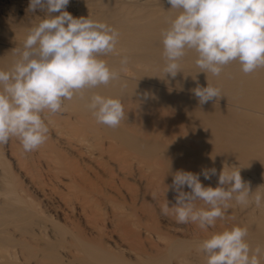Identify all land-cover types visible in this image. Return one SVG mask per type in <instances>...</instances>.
<instances>
[{
    "label": "bare ground",
    "instance_id": "6f19581e",
    "mask_svg": "<svg viewBox=\"0 0 264 264\" xmlns=\"http://www.w3.org/2000/svg\"><path fill=\"white\" fill-rule=\"evenodd\" d=\"M0 1V70L7 71L18 59L13 49H23L29 30L46 14L23 9V0ZM64 10L118 30L115 52L100 58L120 79L84 89L63 102L62 112L43 114L63 148L49 135L30 152L15 137L4 149L0 146V264H206L200 243L233 226L247 228L253 249L263 246L264 200L261 207L253 202L241 215L233 198L209 230L186 223L190 236L181 226L172 234L163 231L149 220L142 202L148 196L160 215L175 224L174 209L165 215L162 207L176 203L172 184L177 171L200 174L205 187L220 186L224 167L228 172L240 167L264 171V132L258 131L264 127V67L255 70L256 87L245 80L238 61L230 62L237 65L229 70L223 67L217 79L206 75L201 83L193 81L197 77L169 81L158 74L146 80L140 70L132 77L131 65H165L161 32L178 14L167 0H70ZM124 56L126 65L121 64ZM196 59L189 50L179 63L196 64ZM238 76L241 80L234 85L231 77ZM165 83L184 90H171ZM207 84L217 87L220 97L200 104L192 89ZM93 94L122 102L125 115L119 126L96 121L87 107ZM212 168L217 174L205 179L202 170ZM128 177L138 181L140 193L130 187ZM242 178L249 183L247 176ZM258 189L250 183L252 198ZM182 190L191 191L186 185ZM194 204L208 207L202 200Z\"/></svg>",
    "mask_w": 264,
    "mask_h": 264
},
{
    "label": "clouds",
    "instance_id": "9594fccd",
    "mask_svg": "<svg viewBox=\"0 0 264 264\" xmlns=\"http://www.w3.org/2000/svg\"><path fill=\"white\" fill-rule=\"evenodd\" d=\"M70 0H29L28 11H43L46 16L32 27L23 49L13 51L18 59L12 67L0 70V144L10 138L19 140L26 152L38 149L48 138L44 113L63 111V102L72 100L84 89L108 85L119 80L101 55L113 53L119 32L104 22L87 17H73L64 10ZM178 14L162 30L166 75L180 73L179 61L192 50L196 65L203 73L219 75L224 66L238 61L241 70L250 74L264 67V0H167ZM53 13H59L53 15ZM128 57L121 59L126 65ZM200 104L220 97L219 89L207 84L192 89ZM146 98V97H145ZM96 121L108 127L119 126L124 118L122 102L93 94L87 105ZM205 179L217 174L215 168L202 170ZM200 174L179 170L172 188L177 193L174 206L166 202L163 214L174 209L178 223H197L201 229L215 225L235 198L246 205L253 191L243 180L240 169L219 173L215 188L202 185ZM187 186L190 192L183 191ZM227 186V188H225ZM208 206L197 209L194 201ZM264 195L257 193L254 203L261 207ZM247 228L233 226L203 240L198 251L206 264H260L264 249H253L247 242Z\"/></svg>",
    "mask_w": 264,
    "mask_h": 264
},
{
    "label": "rangeland",
    "instance_id": "374dc122",
    "mask_svg": "<svg viewBox=\"0 0 264 264\" xmlns=\"http://www.w3.org/2000/svg\"><path fill=\"white\" fill-rule=\"evenodd\" d=\"M10 1L11 0H2V3H4V4H10ZM1 2V1H0ZM7 2V3H6ZM9 2V3H8ZM26 0H23L22 1V4L24 5L22 8L24 9V8H26V9H28V5H29V3L27 2ZM26 5V6H25ZM135 65H136V69H135ZM194 65V66H193ZM232 65H237V64H228V65H226V67H228L227 69L229 70V68L232 66ZM114 66L116 67V64H114ZM113 65H112V67H114ZM145 66H147L148 68H146ZM159 66H161L160 64H150V66L149 65H147V64H134V66H129V68H132V70L131 69H129L128 68V75L129 74H131V71H132V74H131V76L133 77L134 75L133 74H135L136 72H134V71H141V72H143L144 73V75H146V77L145 76H142V78L144 77V79H151L152 77H151V75H161V77L163 78V79H166V80H169V81H173V80H175V81H179V80H182V79H184V80H186V81H192L193 79V77H197V79L195 78L193 81H200L199 83H201V82H203L202 80L203 79H205L206 78V75H207V77H209V78H216L217 79V77H219L220 76V74L219 75H213L212 73H210V72H208V73H206V74H202L201 73V69L199 68V67H196L197 65L196 64H183V66H182V64H180V73H178L174 78L173 77H171L170 75H166L165 76V73H164V71H163V66H165L164 64H163V68L161 67V68H157V67H159ZM225 67V66H224ZM143 68H144V70H143ZM146 68V69H145ZM183 69V70H182ZM113 70H115L114 68H113ZM131 70V71H130ZM223 70H224V68H223ZM134 72V73H133ZM197 72H200V74H198ZM221 72H223V71H221ZM257 73H255V71L254 72H252V73H250V74H245V73H243V76H244V78H246L245 80H247V78H248V81H250L252 84V86H254V87H256V85H255V83H257V81L256 80H259V75L257 74ZM141 75H143V74H141ZM256 75V76H255ZM135 76H137V74H135ZM192 76V77H191ZM183 77V78H182ZM191 77V78H190ZM232 79H230V80H232V81H234V79H235V81L236 82H234V85H236V84H238V82H237V80L238 81H240L241 79V77L240 76H238V79H237V77H231ZM243 78V79H244ZM173 79V80H172ZM229 80V81H230ZM223 81V80H222ZM222 81L221 80H219L218 81V83H219V85H218V88H220L221 86H220V84H222ZM262 83H264V81L262 82ZM168 83H165L164 85L165 86H169V89H171V90H180V89H182V90H184L183 88H181V87H179V86H176V87H172V85H170V84H168ZM254 84V85H253ZM227 85V84H226ZM170 86H171V88H170ZM220 86V87H219ZM173 88V89H172ZM215 88H217V87H215ZM224 91V90H223ZM227 91V90H226ZM225 92V91H224ZM226 93V92H225ZM228 95H230V94H228ZM237 96V95H236ZM237 97H239V96H237ZM252 105V104H251ZM233 113V112H232ZM232 113L230 114L231 116H233L235 113H233V115H232ZM237 114H239V116H241L240 115V113H237ZM235 116V115H234ZM238 116V115H237ZM264 126V125H263ZM258 131H262V132H264V127H262L261 128V130H258ZM53 133V131L52 130H50L49 132H48V135H49V137L51 138V137H53L54 139H52V140H54V141H52V143H54V145L56 146V147H59V148H61L62 146H63V144L61 143V141L59 142V144H58V142L57 141H59L58 140V138H56V136L54 135V134H52ZM261 133V132H260ZM55 136V137H54ZM3 144H0V146H2ZM5 145V144H4ZM4 145L2 146V149H4ZM62 145V146H61ZM64 147V146H63ZM62 147V148H63ZM62 150V149H61ZM64 150H66L65 148L63 149V151ZM240 169V174H241V176L243 177V176H247L248 178H249V184L251 183V185L252 186H254V187H257V188H259L258 189V193H261L262 195H264V171H259V170H253V169H250V168H248V169H245L244 167H240L239 168ZM246 170V171H245ZM105 176V175H104ZM252 179V180H251ZM128 181H129V184H131V188L133 189V187H134V189H135V191H138L139 190V192L138 193H140L141 192V190H142V187H141V185L138 183V181L137 180H134L133 178H131V177H128ZM137 181V182H136ZM132 182V183H131ZM255 182V183H254ZM211 184H213V183H210V186L212 187V185ZM214 187V186H213ZM215 188V187H214ZM133 189V190H134ZM122 192L124 193V194H126L125 193V190L124 189H122ZM115 194V193H114ZM114 194H112V195H114ZM252 194H253V192H252ZM117 195H119V194H117ZM256 195V194H255ZM127 196V195H126ZM115 197H119V196H115ZM143 198H145L144 200H143V202L142 201H137L136 203H141L142 202V204H143V208L141 207V204H138V209H140V207L142 208V209H146L147 211H149L148 213H150V216H149V220L152 222V223H156V225H158L161 229H163V231H166V232H168V233H174V232H176L177 231V229L178 228H175V226H181V230L185 227V225H186V223H183V224H181V223H175L174 224V222H172L171 223V221L169 220V219H166V218H164L163 216H161L160 215V212H159V209L157 208V206L155 207L154 205H155V203L153 202V200L152 199H150L148 196H145V197H143ZM119 199V198H118ZM146 199H148V200H146ZM145 201V202H144ZM254 202V198H252V196H250L249 197V202L246 204V205H244V204H239V208H241V211L240 210H238L237 211V213H239L240 212V214L242 215V213L241 212H243V211H245V209H247L252 203ZM144 204H146V206L144 205ZM140 205V206H139ZM154 206V207H153ZM241 206V207H240ZM147 207V208H146ZM148 208H149V210H148ZM238 208V209H239ZM142 209H140V210H142ZM150 210H152V211H150ZM243 210V211H242ZM153 212V213H152ZM156 212V213H155ZM236 213V214H237ZM153 214V215H152ZM157 214V215H156ZM154 218V219H151V218ZM150 221H149V223H150ZM173 227V228H172ZM173 229H175V230H173ZM180 229V228H179ZM205 230V229H204ZM206 230H209V228H206ZM205 230V231H206ZM182 231H184L185 233H186V235H188V233H189V235L188 236H190V234L192 235V233H191V231H186V227L184 228V230H182ZM208 234H209V231H208ZM260 234V236H262V237H264V232H262V233H259ZM148 236V235H147ZM148 238H151V240H153L152 239V237H149L148 236ZM147 238V239H148ZM261 239H262V241H261ZM261 239H259L260 240V243L261 242H263L264 241V238H261ZM150 240V241H151ZM155 241V240H154ZM152 242V241H151ZM262 244V243H261ZM263 246H261V247H263L264 248V244H262ZM263 260H264V254H263V256L260 258V264H264V262H263ZM190 262H191V264L193 263V261H191L190 260ZM193 264H204V263H199L198 262V260L197 261H194V263Z\"/></svg>",
    "mask_w": 264,
    "mask_h": 264
}]
</instances>
